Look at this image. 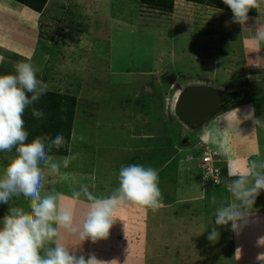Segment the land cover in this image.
I'll list each match as a JSON object with an SVG mask.
<instances>
[{
	"label": "rangeland",
	"instance_id": "obj_1",
	"mask_svg": "<svg viewBox=\"0 0 264 264\" xmlns=\"http://www.w3.org/2000/svg\"><path fill=\"white\" fill-rule=\"evenodd\" d=\"M60 1H63V4H54L53 0L50 1L48 8H53L45 10L40 26L42 32L40 31L39 54L42 55V48L49 45L48 43L61 49L53 52L57 54L56 61L51 63L46 60L44 68L37 73V78L47 84V92L74 98L75 113H77L74 133L77 139L72 144V153H79L81 158L87 157L88 164L82 166L83 170L93 173L97 188L100 189L103 184L113 186L107 188V193H112L116 172L122 165H129L125 160L126 153L123 152V147L128 135L131 134L128 126L133 115L129 112L133 109H136L135 112L147 110L145 114L155 113L146 115L145 119H149L150 124L157 128L154 130L156 139L150 141L156 153L138 155L137 161L134 160L132 164H142L159 170L169 156L183 150L182 143L185 138L187 140L189 138L188 132L176 131L180 124L174 126L168 122L169 118L174 117L173 105L178 94L176 89L180 88L185 79L175 78L169 72L170 65H167L169 57L157 50L156 44L160 43L155 39L153 32L158 29L153 26L156 23L167 24L168 26L160 29L164 32L169 29L167 33H171L170 26L174 28L186 23L182 19V12L186 16V11L191 15L193 10L186 3L175 0L169 10L147 7L139 0ZM178 18L181 21L177 22ZM190 40L188 36L184 41L185 45L189 46ZM184 43L182 36H178L174 41L176 48H181ZM69 47H72V50L65 51V48ZM193 48L199 51L203 49L195 45ZM160 56L161 66H158V70L157 68L152 70L151 67ZM50 58H53V55ZM154 70L157 72L153 74L156 78L147 74ZM141 78H148L151 81L154 78L155 83H145L138 87L137 83ZM138 90L143 93L133 96ZM122 109L125 113H122ZM166 119L167 125H165ZM161 121L162 125L158 126ZM131 123L134 124L133 121ZM80 136L85 139L80 140ZM189 139L190 147L186 148H189L190 152L183 151L179 154V159L183 160L186 155H190L191 161L183 163L180 167L196 168L203 150L194 146L195 136L191 133ZM143 142L145 141L139 140L138 147L143 145ZM177 161L176 158L174 163ZM102 162L111 164H102ZM77 166H80L79 161ZM77 166H74V169ZM114 170L115 172L111 174ZM200 173L201 170L199 175ZM74 175L72 170V180L75 178ZM81 184L82 182H79V185ZM53 185L50 183L49 186L46 185L45 194L54 190L56 186ZM61 187L63 188L64 185ZM11 203L12 207L28 210L27 201L23 196L13 197ZM7 208L9 209L10 206L8 205ZM166 208L162 206L156 211L146 208L140 213L139 226H132L129 233H114L113 236L109 234L108 238L110 239L111 235L113 244L110 240L100 244L90 239L82 242L77 239L76 243L70 244L68 237L62 238V243L69 247L70 251L74 249L77 255L85 253L87 257L88 254L94 253L98 259L105 261L116 259L118 264H210V262L240 264L244 262L239 257L236 261L228 258L229 254L226 252L227 249L222 247L220 237L213 244L217 248L209 250L212 254L216 252V258H206L207 255L212 257L206 252L208 247L205 242L209 239L200 242L201 237L187 222L190 218V223L207 222L205 226L208 230L211 226L208 224L212 223L209 220L202 221L201 216L196 217L195 214H184V210L179 205ZM202 210L199 209L197 213H201ZM3 217L4 209L0 205V220ZM180 219H184L188 227L181 237L175 238L178 231L181 232L185 228L183 223H178ZM133 228L136 230L133 231ZM166 241L169 243L167 244ZM107 243L109 244L105 245ZM238 245V253H244L246 250L250 258L256 256L259 250V247L247 241ZM51 246L53 245H49ZM153 250L156 251L154 254ZM203 254L205 258L200 259ZM247 261L251 260L247 258Z\"/></svg>",
	"mask_w": 264,
	"mask_h": 264
},
{
	"label": "crops",
	"instance_id": "obj_2",
	"mask_svg": "<svg viewBox=\"0 0 264 264\" xmlns=\"http://www.w3.org/2000/svg\"><path fill=\"white\" fill-rule=\"evenodd\" d=\"M50 1L52 0H48L42 11L38 13L14 0H0V57L3 58L0 60V75L14 73L15 66L20 61L29 62L40 70L44 68L46 60L51 61V63L57 60V54L53 52H57L61 48H57L56 45L48 43L49 45L43 46L42 55L40 56L39 54L40 26L45 10L47 9L48 11V9L53 8H48ZM175 1L184 2L193 10V14L191 15L186 11V16L182 12V19L186 23L183 26L178 25L174 28L169 24L171 33H167L169 29L166 32L160 29L168 26L167 24L156 23L155 26H152L158 29V31L155 30L153 32L155 39L160 43L156 44L158 45L157 50L161 53L164 52L163 54L169 57L167 60L169 61L167 65H170L169 72L175 78L185 79L182 81V85L179 86L180 88L176 89L178 90L177 93L179 94L181 90L189 86H206L229 93V95L234 96L237 100L223 106L208 121L197 128L185 126L175 115L173 119H168L171 125L176 126L177 123L180 124V127L176 128L177 132L178 130L185 133L188 132L187 136L189 138L190 133L192 136H195L194 146L200 149L209 148L213 152H216L214 164L220 170V184L216 186H202L199 166H196V168L180 167L183 163L191 161L190 155H186L183 160L179 159V154L183 151L186 153L190 152L189 148H186L190 147V139L188 138L187 140L185 138V141L182 143L183 150L169 156L159 170L156 169L159 175L158 186L163 195L162 204L167 208L178 207L179 205L184 210V214H195L196 217L201 216L202 221L209 220L212 224H208L211 225L208 230L205 226L207 222L203 224L196 221L197 223L195 222V224L190 223L191 218L188 219L187 224L192 226L195 233L201 237L200 242L208 239L204 235L208 236L212 228L216 227L220 233V243L223 245L222 247L227 249L226 252L229 254L227 255L229 259L233 258L236 261V258L239 257L244 260L240 264H261L264 262V241H262V238H264V190H261L260 194L255 198V202L249 210L247 223L244 224L239 232L232 231L231 222L222 228L215 225L214 213L221 203L232 202L231 194L227 190V183L237 177H228L227 171L229 165L243 170L247 161L264 160V127L256 126L253 130L254 125L252 123L253 118L264 119V42L257 45L253 40L257 28L264 26V0H258L259 6L249 10L248 20L243 25L233 21L231 11L214 9L182 0ZM53 2L54 4H63V1L60 0H53ZM179 21L181 20L178 18L177 22ZM178 36L183 37V43L189 36L191 44L194 43L193 45L201 47L204 50L199 51L198 49H194L193 45L190 44L188 46L185 43L181 48H176L174 41ZM66 50L70 51L72 47L65 48ZM52 55L53 58H50ZM160 58L161 56L151 69L157 68L158 70V66H161ZM156 73V70H154L149 71L147 74L156 78L153 75ZM154 78L153 81L148 78H141L138 80L137 86L139 87L145 83H155ZM142 93L141 90H138L133 93V96ZM253 108H255V113L254 116L250 117ZM134 110L136 109L129 112L133 115V119L129 122L130 125L128 126L131 134L128 135V140L123 147V152L126 153L125 160L128 164H132L134 160L137 161L138 155L156 153L150 141L156 139L154 130L157 127L151 125L149 119H145L146 115L155 113L148 112L145 114L147 110H143V112H139L138 110L135 112ZM31 115L30 111H25L23 115L25 128L28 127L30 122V127L27 129H39L41 124H44L46 121L44 118L37 119L33 117L31 119ZM76 115L77 113H74L68 143L62 148L64 155L54 152V155L58 158L66 156L70 152L72 153V144L74 142L72 136L75 134L74 128L76 125L74 122ZM132 121L134 124L131 123ZM124 125L125 127L127 126L126 123ZM160 125H162V121L161 123L159 122L158 126ZM165 125H167V119ZM35 126L38 127L35 128ZM139 140L145 141L140 147H138ZM14 154V150L10 153L0 152V173L3 172L9 158ZM176 158L178 161L174 163ZM87 160V157H79L67 169L61 168V173L63 170V174H67V176L64 175L66 177L64 179H61L59 176L47 177L48 183L46 185L49 186L50 183L56 186L54 190L52 189V192L48 193L59 192L67 197L62 203L73 209L75 225H79L83 221L88 211V202L83 197H81L80 201L71 199L72 190L79 189V182L88 185L89 190L99 197L110 195L111 193H107V188H113L109 184H103L100 189L97 188L95 185L97 181L93 173L83 170L82 166L88 164ZM78 161L80 162V166H77ZM154 162H156V159H154ZM102 164L110 165L111 163L102 162ZM74 166L77 167L74 169ZM169 169L170 171L168 172ZM72 170H74L75 174L73 180ZM114 172L115 170L111 174ZM116 173L114 189L118 187L119 170ZM109 181H111L110 178ZM200 184L201 186H199ZM63 185L64 187L62 188L61 186ZM45 192L42 189V195ZM202 193L204 194L203 197ZM213 197H215V202H213ZM11 201L12 199H10L8 204L0 203L4 209V215L8 210L7 206L12 207ZM25 201H27L26 198ZM145 209L135 204H129L118 209L115 214L118 218L109 230V234L113 236L114 233H129L132 230L130 229L132 226L137 227L140 225V213H143ZM199 209H203L201 213H197ZM180 222L184 224L185 228L181 232L178 231L175 238L181 237L188 227L184 223V219H180L178 223ZM135 230L136 228H133V231ZM111 235L110 239L97 240L96 242L104 244L110 240L113 244L114 241H111ZM61 236L63 239L68 237L70 244L76 243L78 239L76 235L66 233L63 230H61ZM62 240L61 242H63ZM245 241L259 247L257 255L253 258L248 256L246 250L244 253H238V243L242 244ZM214 242H217V239L205 242L208 247L206 252L210 253V249L217 248V246L213 245ZM226 244L229 245L227 246ZM151 248L153 249V247ZM155 252L154 250L152 251L153 254ZM210 254L212 257L206 254V258L215 259L217 256L216 252ZM200 257V259H204L205 255L203 254ZM247 258L251 261L248 262ZM233 264L237 263L234 262Z\"/></svg>",
	"mask_w": 264,
	"mask_h": 264
},
{
	"label": "clouds",
	"instance_id": "obj_3",
	"mask_svg": "<svg viewBox=\"0 0 264 264\" xmlns=\"http://www.w3.org/2000/svg\"><path fill=\"white\" fill-rule=\"evenodd\" d=\"M222 2L231 10L233 21L241 25L248 20L249 10L259 6L258 0ZM255 32L253 40L259 45L264 42V26H259ZM38 72V67L20 61L14 73L0 75V152L14 150L15 153L0 173V203L8 204L17 196L28 201V210L11 207L0 220V264H118L116 259H98L94 253L85 257L70 251L61 242V230L76 235L81 242L89 239L95 242L108 238L109 230L118 218L115 215L118 209L135 204L158 210L163 206L158 171L142 164L122 165L118 187L106 197L94 195L88 185L81 184L72 192L71 199L80 201L83 197L88 202V211L83 221L75 225L73 209L62 203L67 197L59 192L42 195V189L48 183V176L66 178L61 168L67 169L78 159L79 153L70 152L58 158L54 152L67 144L63 134L54 138L38 135L29 140L25 128L23 115L26 109L37 103L48 88L37 78ZM254 113L255 108L250 117ZM31 114L37 119H43L45 115L35 107L31 108ZM252 123L253 130L256 126L264 127L262 118H253ZM72 139H77L75 134ZM79 139L85 138L80 136ZM198 166L200 168V161ZM227 175L237 177L227 183L232 202L221 203L216 208L215 225L224 226L231 222L232 231L239 232L247 223L255 198L264 190V160L247 161L243 170L229 165ZM212 199L215 202V197ZM219 235L213 227L207 238L214 241Z\"/></svg>",
	"mask_w": 264,
	"mask_h": 264
},
{
	"label": "trees",
	"instance_id": "obj_4",
	"mask_svg": "<svg viewBox=\"0 0 264 264\" xmlns=\"http://www.w3.org/2000/svg\"><path fill=\"white\" fill-rule=\"evenodd\" d=\"M35 12H41L48 0H14ZM185 2H190L198 5L207 6L214 9L231 11L229 8L223 4L222 0H182ZM139 2L147 7H156L160 9L169 10L173 6L174 0H139ZM168 81V80H167ZM234 96L230 95V102L236 101ZM74 98H68L57 93L46 92L40 100L34 105L30 106L26 111H30L31 108L35 107L44 112V119L46 120L44 124H41L39 129H26L29 133V140L33 136L38 135H50L54 138L57 134H63L67 143L70 137L71 124L73 123L75 105ZM33 119V116H30ZM30 122L28 128L30 127ZM38 126H35L37 128ZM35 131V132H33ZM67 145V144H66ZM59 155H64L62 148L56 151ZM55 152V153H56Z\"/></svg>",
	"mask_w": 264,
	"mask_h": 264
},
{
	"label": "water",
	"instance_id": "obj_5",
	"mask_svg": "<svg viewBox=\"0 0 264 264\" xmlns=\"http://www.w3.org/2000/svg\"><path fill=\"white\" fill-rule=\"evenodd\" d=\"M229 100V93L206 86H189L178 94L173 111L185 126L197 128Z\"/></svg>",
	"mask_w": 264,
	"mask_h": 264
},
{
	"label": "built area",
	"instance_id": "obj_6",
	"mask_svg": "<svg viewBox=\"0 0 264 264\" xmlns=\"http://www.w3.org/2000/svg\"><path fill=\"white\" fill-rule=\"evenodd\" d=\"M176 101V100H175ZM216 152L204 148L200 160V182L202 186H216L220 184V170L215 166ZM207 177V179H205ZM216 181H219L218 183ZM261 264H264L262 262Z\"/></svg>",
	"mask_w": 264,
	"mask_h": 264
},
{
	"label": "bare ground",
	"instance_id": "obj_7",
	"mask_svg": "<svg viewBox=\"0 0 264 264\" xmlns=\"http://www.w3.org/2000/svg\"><path fill=\"white\" fill-rule=\"evenodd\" d=\"M177 91H178V90H177ZM176 98H177V97H176ZM176 98H175V99H176Z\"/></svg>",
	"mask_w": 264,
	"mask_h": 264
}]
</instances>
